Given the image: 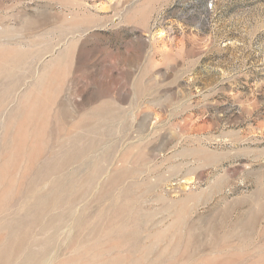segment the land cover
<instances>
[{
	"label": "rangeland",
	"instance_id": "rangeland-1",
	"mask_svg": "<svg viewBox=\"0 0 264 264\" xmlns=\"http://www.w3.org/2000/svg\"><path fill=\"white\" fill-rule=\"evenodd\" d=\"M120 21L148 24L151 59L179 27L176 83L112 87ZM5 253L264 264V0H0Z\"/></svg>",
	"mask_w": 264,
	"mask_h": 264
},
{
	"label": "crops",
	"instance_id": "crops-1",
	"mask_svg": "<svg viewBox=\"0 0 264 264\" xmlns=\"http://www.w3.org/2000/svg\"><path fill=\"white\" fill-rule=\"evenodd\" d=\"M121 24L126 25L128 29V37L125 36V45L123 49L116 50L113 55L119 56L121 63H118L116 68L120 70L116 76V81L112 87H152L154 85L160 86V79L164 77L163 87L170 85L174 79L178 76V71L174 62L179 58L180 51H178L179 45H185L184 40L186 36L180 33L179 27L176 25H170L165 29L167 34V41L164 43L167 49V54L164 56L162 53H156V57L151 59L150 50L145 51L138 55L134 44L136 42V33H139L140 41L144 44L148 43L146 40V33L148 31V24L144 22L138 23L129 21ZM172 35V36H171ZM181 37V38H179ZM193 40V38L189 39ZM178 47H174L173 44H178ZM169 50V51H168ZM178 51V52H177ZM161 66V67H160ZM160 67V68H159ZM156 70V71H155ZM158 76L159 79L150 80V77ZM176 82H173V84Z\"/></svg>",
	"mask_w": 264,
	"mask_h": 264
},
{
	"label": "bare ground",
	"instance_id": "bare-ground-1",
	"mask_svg": "<svg viewBox=\"0 0 264 264\" xmlns=\"http://www.w3.org/2000/svg\"><path fill=\"white\" fill-rule=\"evenodd\" d=\"M154 40L153 41H156V42H158V43H164V41H166L167 39H166V32L165 31H163V30H161V31H158V33H157V36L155 37V38H153ZM160 45V44H159ZM156 48V47H155ZM158 53H162V54H164V56L168 53L167 52V49H166V46L165 45H161V47L160 48H156L155 49ZM169 51V50H168ZM166 53V54H165ZM134 215V214H133ZM14 218V217H13ZM11 226V225H10ZM9 226V227H10ZM24 238H26V237H24ZM82 238V237H81ZM28 240V239H27ZM29 243V242H28ZM31 243V242H30ZM20 245H22L23 244V241L22 240H20V243H19ZM11 247V246H10ZM19 247V246H18ZM4 248V246L2 247V249ZM8 248H9V246L7 247V248H4L3 249V251H7L8 250ZM12 248V247H11ZM19 248H17L16 249V251L18 250ZM95 249V248H94ZM96 250V249H95ZM15 251V252H16ZM10 252V251H9ZM19 252H20V250H19ZM20 254V253H19ZM31 254V253H30ZM31 255H29V257H30ZM81 256V255H80ZM41 257V256H40ZM76 257V256H75ZM28 260V259H27ZM0 261H2V263H3V261H7V255H6V253L3 255V258H1L0 259ZM27 262V261H26ZM4 264V263H3ZM6 264V263H5Z\"/></svg>",
	"mask_w": 264,
	"mask_h": 264
},
{
	"label": "built area",
	"instance_id": "built-area-1",
	"mask_svg": "<svg viewBox=\"0 0 264 264\" xmlns=\"http://www.w3.org/2000/svg\"><path fill=\"white\" fill-rule=\"evenodd\" d=\"M208 7H210V5H208ZM158 24L155 26V29H157L158 27H160V25H163V17H161L160 19H158V21H156ZM160 29V28H159Z\"/></svg>",
	"mask_w": 264,
	"mask_h": 264
}]
</instances>
